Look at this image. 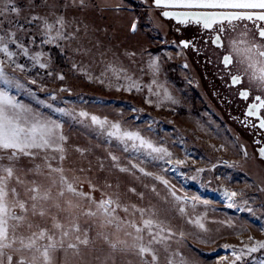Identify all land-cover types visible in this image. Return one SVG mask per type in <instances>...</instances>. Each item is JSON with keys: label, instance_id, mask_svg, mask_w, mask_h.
<instances>
[{"label": "rangeland", "instance_id": "rangeland-1", "mask_svg": "<svg viewBox=\"0 0 264 264\" xmlns=\"http://www.w3.org/2000/svg\"><path fill=\"white\" fill-rule=\"evenodd\" d=\"M15 4L22 8L21 22L37 15L46 17L55 29L60 28L56 19L64 18L66 26L61 30L68 38L51 44L41 43V21L28 26L35 43L26 38L25 42L30 53L44 54L41 59L46 68L34 67L30 60L20 57L18 62L26 70L7 71L19 77L31 93L22 91L18 99L61 123L65 159L58 163L79 191L90 193L96 201L108 196L118 199L117 215L125 222L143 227L142 219L150 218L170 229L173 235L169 239L150 245L158 257L157 264H168L169 260L173 264H228L233 257L231 248L224 245L239 252L246 251L245 245L251 246L249 237L264 240L260 230L264 225V164L227 125L190 59V50L181 46L176 25L164 19L151 0H83V4L81 0H15ZM133 23L135 31L131 30ZM20 35L24 37V33ZM153 61L157 70L151 67ZM108 65L125 69L131 80L105 72ZM133 81L139 90L129 88ZM55 108H63L70 115L57 113ZM80 112L88 116L80 117ZM91 116L138 131L170 155L153 160L143 150L134 152L129 147L124 151L125 145L102 134ZM37 164L43 166L44 161L21 159L17 175L25 180L33 178L27 170ZM35 178L46 183L43 176ZM16 187L23 197L24 187ZM173 191L186 199L176 201ZM225 191L237 192L236 204L244 206L247 201L252 213L227 207ZM133 206L144 209L143 216ZM81 207L95 210L90 202H81ZM197 218L204 229L189 223ZM103 219L100 215H80L79 235L84 238L83 230L88 229L89 244L80 245L77 254L66 247L68 242H75L74 236L70 237L64 248L58 247L53 254V264H151L150 255L140 257L131 248L121 250L122 246L110 248L106 236L112 242L124 240L131 245L134 241L125 232L133 236L135 232L127 223L117 231L104 225ZM33 223L51 227L46 218L37 217ZM64 223L67 226V220ZM148 242L145 232L143 243ZM8 254L14 259L31 257L28 252ZM225 255L227 260L221 259ZM262 261L264 250H259L237 264Z\"/></svg>", "mask_w": 264, "mask_h": 264}, {"label": "snow or ice", "instance_id": "snow-or-ice-1", "mask_svg": "<svg viewBox=\"0 0 264 264\" xmlns=\"http://www.w3.org/2000/svg\"><path fill=\"white\" fill-rule=\"evenodd\" d=\"M152 2L156 9L161 10L160 15L165 18L173 19L179 24L200 25L203 29L214 32L215 36L211 38V43L216 47H225L224 33L229 30L236 33L229 38L227 54L223 55L221 62L227 70L230 86L241 85L245 79L248 81L249 88L239 91L242 99H249L252 87H256L261 93L254 96V102L249 103L245 116L254 117L258 121V124L252 125L253 127L264 129V0H152ZM21 13L22 8L15 4V0H0V264H5V258L7 264H53V254L58 247L64 248L65 240L73 236L75 242H68L66 247L79 254L80 245L89 244L88 229L83 230L84 238L79 235L80 215L103 216V224L114 227L117 231L127 223V227L133 229L135 235L133 236L132 232H125V235L131 236L134 242L131 245L124 240L112 242L106 236L105 240L109 243V247L113 250L118 246H122L121 250L131 248L140 257L150 255L151 264H157L158 257L150 245L169 239L173 235L171 230L165 228L162 222L158 223L150 218L142 219L143 227L131 221L125 222L117 215V210L120 208L118 199L108 196L96 201L90 193L79 191L74 179H69L58 163L65 159L63 142L66 138L59 131L61 123L18 99L22 91L31 93L19 77L10 74L7 69H11V73L25 71L26 66L18 62L20 57L30 60L34 67L44 69L48 66L41 59L43 53H30L25 38L29 43H35V37L28 32V26L38 20L42 22L43 29L41 31L38 28V31H41L43 44L68 38L61 30L66 26L62 16L55 21L60 28L54 29V25L49 23L46 17L37 15L27 16L21 22L18 19ZM243 22H251V27ZM131 30H136L135 23L132 24ZM53 31H55L54 36L51 35ZM20 33H24V37H21ZM180 44L183 48H188L191 42L181 41ZM151 67L154 70L158 69L155 61ZM184 67H187V64ZM109 71L117 79L131 80L123 68L108 65L105 72ZM59 79H63V76ZM29 83L35 81L30 80ZM131 87L139 90V86L134 81L129 85V88ZM165 96L171 99L167 96V92ZM52 99H55V96ZM39 103L43 104V102ZM46 107L53 108L51 104H47ZM53 110L63 115H70L63 108ZM79 116L87 117L88 114L80 112ZM91 121L101 129L102 134L124 144V151H128L129 147L134 152L143 150L153 160H162L170 155L167 149L155 146L138 131L125 130L118 123H110L107 119L101 120L96 116H91ZM259 154L264 158V148L259 149ZM23 158L44 161L43 166L37 164L33 169L27 170L33 173V178L29 180L17 175L19 171L17 164ZM125 170L121 169V171ZM140 171L144 172L143 169ZM145 174L150 175V173ZM36 176H43L46 183H40ZM157 179L161 178L157 177ZM162 182L167 185L166 180ZM16 185L24 187L23 197ZM238 195L234 191H225L224 197L229 201L227 207L252 213L253 209L247 207V201L244 202V206L236 204L235 198ZM172 196L176 201L186 199L177 196L174 191ZM81 202L94 204L95 210L91 207L84 209L81 207ZM204 203L208 202L204 201ZM133 210L140 212L142 216L145 212L144 209L135 206ZM124 211L127 212L128 209L125 208ZM179 211L184 213L185 209L180 207ZM37 217L50 220L51 227L34 224L33 221ZM64 220H67V226ZM193 222L204 229L199 218L189 221V223ZM260 230L264 232V225H261ZM145 232L149 236L147 245L143 243ZM165 232L167 235H163ZM249 240L252 244L244 246L246 251L238 252L234 246H223L225 249L231 248L230 255L233 259L228 261V264H237L247 254L264 250V240L255 241L252 237H249ZM9 251L28 252L31 253V257L29 259L21 256L14 259L13 255L8 254ZM221 259L227 260V255ZM168 264H173V261L169 260ZM261 264H264V261Z\"/></svg>", "mask_w": 264, "mask_h": 264}, {"label": "flooded vegetation", "instance_id": "flooded-vegetation-1", "mask_svg": "<svg viewBox=\"0 0 264 264\" xmlns=\"http://www.w3.org/2000/svg\"><path fill=\"white\" fill-rule=\"evenodd\" d=\"M159 11L161 12L160 9ZM173 23L176 25L180 42H191L188 47L189 56L204 80L210 99L224 116L227 125L236 132L238 137L255 154V157L264 164V158H261L259 154V149L264 148V129L253 127L252 125L258 124V121L254 117L245 116L249 103L254 102V96L261 93L256 87H252L249 99H242L239 91L249 88L248 81L245 79L241 85L230 86V78L221 62L223 55L227 54L229 38L235 36L236 33L231 30L224 33L225 47H216L211 43V38L215 36L214 32L192 23L187 25L175 21ZM243 23H247L251 27V22ZM242 26L243 24H241Z\"/></svg>", "mask_w": 264, "mask_h": 264}, {"label": "water", "instance_id": "water-1", "mask_svg": "<svg viewBox=\"0 0 264 264\" xmlns=\"http://www.w3.org/2000/svg\"><path fill=\"white\" fill-rule=\"evenodd\" d=\"M151 3H152V5L154 6V4H153V2H152V0H151ZM159 10V9H158ZM162 16V15H161ZM163 17V16H162ZM164 19H167V20H173V19H168V18H165V17H163ZM173 21H175V20H173ZM176 22V21H175Z\"/></svg>", "mask_w": 264, "mask_h": 264}, {"label": "trees", "instance_id": "trees-1", "mask_svg": "<svg viewBox=\"0 0 264 264\" xmlns=\"http://www.w3.org/2000/svg\"><path fill=\"white\" fill-rule=\"evenodd\" d=\"M54 52L58 55V53H57L58 51H57V50H54ZM58 56H59V55H58Z\"/></svg>", "mask_w": 264, "mask_h": 264}]
</instances>
